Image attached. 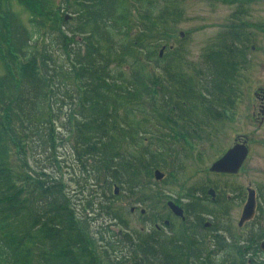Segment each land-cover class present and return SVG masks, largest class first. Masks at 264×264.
<instances>
[{"label":"trees","instance_id":"obj_1","mask_svg":"<svg viewBox=\"0 0 264 264\" xmlns=\"http://www.w3.org/2000/svg\"><path fill=\"white\" fill-rule=\"evenodd\" d=\"M182 1L73 0L72 4L63 2V6L77 23L66 20V14L60 23H53L54 10L58 13L63 10L58 5L60 2L0 0V9H5L4 17H11L7 19L12 28L10 43L0 39V55L4 54L3 50L7 51L15 65L6 69L4 76L0 75V106L8 112L0 118V264H34V260L43 264H84L78 255L86 257L85 264H99L95 253L88 249L91 248L90 241L77 227L76 210L64 192L61 179L57 177V181L49 185L31 182L25 180L18 170L22 162L21 147L17 142L20 129L35 136L39 156L37 163L52 158L58 160L55 150L49 151L45 122H42L41 110L45 103L43 84L48 88L51 84L55 88L61 85L62 91L54 95L56 99L64 92L71 94V88L78 95L81 90L83 92L84 110L73 115L83 119L78 122L79 135L75 140L81 141V154L91 158L92 163L81 161L83 163L79 165L77 155L72 154L73 158L77 157L72 159V176L81 192L87 193L80 194L84 196L82 204L94 213L100 211L104 214L105 221L98 232L106 259L114 264H128L130 261L133 264H173L169 263L171 261H178L175 264H231L232 258H239L241 253L235 249L239 242H227L218 236L211 246L203 240L201 231L199 237L195 236L194 253L189 250L181 232L168 237L153 231L151 239H144L139 244L142 233L134 240L133 233L127 231L124 221L119 220L117 211L113 207L102 206L99 191L91 190L93 184L90 182L102 180L99 163L123 166L127 158L120 152L123 141L136 142L151 157V160H145L139 157L140 154L130 156L129 171L136 175L139 166L150 171L162 160L161 153H148L147 149H143L137 137L139 124L133 120L134 114L142 111L141 101L150 97L149 90L157 88L155 93L162 96L163 103L168 104L169 93L164 88L181 84V79L173 75L170 66L160 65L163 67L160 75L151 72L149 64L159 62L158 28L179 21L178 18L183 16L179 6ZM14 2L27 9L28 25L20 24L15 18ZM133 10L131 20L128 12ZM248 15V8L240 7L233 15V22L236 20L242 30L247 29L249 24L244 19ZM118 32L122 33V38H116ZM43 34L50 36V49L44 50L47 52L42 54L44 60L40 64V52L35 50V45ZM249 34L243 30V44H247ZM220 43L226 56L219 55L218 49H215L214 57L222 61V65L208 64L209 72L205 78V82L215 87V92H221L226 86L231 88L232 78L239 66L247 63L244 53L237 59L239 50L234 45L225 41ZM56 48L62 52L59 59L53 57ZM175 54L166 51L167 58L171 56L170 59H174ZM19 61L20 69L27 67L30 71L21 75L17 71ZM41 65L47 68H41ZM221 68L222 74L219 72ZM40 69L49 81L38 75ZM190 92L187 91L188 98L193 99L192 93L195 92ZM113 145L114 150L111 148ZM92 174L94 179L89 182ZM23 182L31 187V191H24ZM108 189L109 185H106L101 191L105 193ZM39 235L41 240L36 238ZM30 244L34 249L39 245L42 249L30 250ZM141 245L143 247L139 250ZM135 247L138 249L136 255L133 253Z\"/></svg>","mask_w":264,"mask_h":264},{"label":"rangeland","instance_id":"obj_2","mask_svg":"<svg viewBox=\"0 0 264 264\" xmlns=\"http://www.w3.org/2000/svg\"><path fill=\"white\" fill-rule=\"evenodd\" d=\"M71 1L73 0H55L56 3L60 2L58 5L63 7V10L60 13L54 10L53 23L56 21L60 23L65 14L70 15L64 9L63 2L72 4ZM256 1L250 0L249 6H247L249 15L244 19L248 21L249 26L243 30L246 33L251 32L247 44H243V30L238 22L230 20L231 15L236 12L235 6L237 7L239 2L230 4L226 0H183L179 3L183 16L181 15L176 23L161 26L158 28L159 34H156L157 49H161L164 45L172 46V53L178 54H175L174 59H170L171 56L167 58L166 54H163L158 59L159 62L149 65L151 72L155 71L160 75L162 74L160 69H163L160 65L170 66L173 75L181 79V84L164 88L169 93L167 95L169 97L168 104L163 103L162 97L155 93L157 88L149 90L150 97L141 101L142 111L136 112L133 120L139 124L137 137L143 142V148H146L153 139L166 142L167 149L163 153V160L167 163V167L162 171L167 174V177L157 181L154 177V169L150 171L141 169L137 175L141 176L138 178L141 180L139 182L141 187H137L135 184L130 185L129 159L126 158L123 166H116L117 163H113L112 166L115 165V167H112L108 162L99 163L102 180L92 182L94 191L109 185L108 192H102L98 197L102 206L113 207V210L117 211L119 219L129 223L137 231L148 230L150 227L154 230L156 224L162 227L163 218L169 219L171 216L167 203L169 200H173L185 208L189 224H183V228H188L193 224L197 231L202 227V223L213 222L211 229H202L205 231L202 235L204 241L210 243L213 238L218 236L225 237V239H229L231 235L237 236L239 240H243L242 243H237L235 248L236 252L241 254L238 259L232 258L231 264H264V251L261 250V245L264 242V127L260 129L258 126L257 115L260 108L255 96L256 91L264 89V0ZM12 8L16 13L15 18L21 22L20 24L28 25L29 13L27 9L15 2ZM3 10L5 9L3 8ZM3 10L0 9V39L10 43L12 28L7 18L11 17L6 15L4 17ZM133 13L134 10L131 13L128 12L131 20ZM69 20L77 23L75 18H69ZM227 26L231 27L228 34L221 36L220 32ZM116 34L118 39L123 37L121 32ZM49 37L48 34H43L39 43L35 45V50L40 52V64H43V55L47 52L44 50L50 49ZM223 41L235 47H244L243 52L249 60L247 71L242 72L239 69L238 73L241 77L235 85L239 87V100L232 111L223 106L222 98H220V102L218 98H209L208 95L212 93V89L208 92L203 89L202 74L209 69L206 65H222V61L214 57L215 49H218L219 55L226 56L220 43ZM249 44L250 46L255 45L256 48L248 50ZM13 50L14 48L11 47V51ZM2 52L4 54L0 55V75L4 76L6 69L15 65L10 60L7 51L3 50ZM61 53L56 48L53 51V57L59 59ZM141 58L144 61V56ZM196 63L199 68H195ZM20 65L19 61L17 71L21 75L24 71L25 73L30 71L27 67L20 69ZM44 66L41 65V68ZM46 68L47 66H45ZM219 72L222 74L223 68L219 69ZM21 75L19 76L21 77ZM38 75L49 81L48 76L41 69ZM201 80L203 84L200 83ZM76 84L78 85V80H76ZM51 85L48 88L43 84L45 103L41 114L51 148L49 151L55 150L54 153L58 156V160L52 158L44 163H37L39 156L36 149V138L32 133H27V130L20 129L17 142L21 147L22 162L19 164L18 170L25 180L31 182H45L46 185H49L52 181H57V177L61 179L64 192L76 210L77 227L90 241L89 251L95 253L99 264H114L110 259L104 257L103 244L98 232V228L105 221L104 214L100 211L94 213L86 204H82L84 196H80L81 192L72 176L74 173L71 165L73 164L72 159L76 160V156L73 158L72 154L77 155L79 165L83 163L81 161L92 163L91 158L86 154H81L83 152L80 146L81 141L75 140L79 135L78 122L83 119L79 116L73 117V115L84 110L83 92L81 90L78 95L75 89L71 88V94L64 92V95H58L56 99L54 95L62 91L61 85L58 84L57 88L54 84ZM195 86L197 93H192L194 98L189 99L187 91L188 93H191V90L195 92ZM180 91L184 93H180ZM203 95L207 97L205 102ZM0 107V118L2 119L8 112L7 109ZM209 107L214 111H219V116H212L207 110ZM142 132L143 134H141ZM180 133L183 137L180 136ZM144 139L148 143H145ZM242 140H246L250 148L244 171L238 176L230 178L210 173L211 165L224 153L223 151ZM114 147L115 145L111 148L114 150ZM140 149L135 146L131 147L126 142L121 143L120 146L121 155L127 156L132 151L134 156L140 153L139 157L148 160L150 157H147L146 153L141 152ZM124 174L125 176H123ZM93 176L94 174L88 179H92ZM111 185H113L112 188H110ZM114 185H117L122 191L119 193L122 196L120 200H116L114 196ZM249 185L259 192L258 203L261 209L258 210L253 222L244 229H240L238 223L247 197L246 189ZM23 186L25 192L31 191V187L29 185L27 187L25 182H23ZM209 188L221 190L222 198H226V194H231L233 201L223 200L218 204H212L203 194ZM207 198L210 200L208 196ZM199 203H202L205 208L199 207ZM207 203L210 204L207 205ZM222 203L225 205L223 206ZM131 207H137L136 214L130 215ZM143 209L146 210V214L140 213ZM103 211L105 210L103 209ZM114 229L118 230L116 227ZM36 238L41 240L40 235ZM32 246L30 244L28 248L30 250L42 249L40 245L36 249ZM142 247L141 245L139 250ZM215 252H218V248L215 249ZM133 253L138 254L137 247L133 249ZM78 257L85 264L86 257L84 255H78ZM171 259L175 260L176 258ZM209 260L211 263V259ZM33 262L34 264H43L37 260ZM176 262L178 261L169 263L175 264Z\"/></svg>","mask_w":264,"mask_h":264},{"label":"water","instance_id":"obj_3","mask_svg":"<svg viewBox=\"0 0 264 264\" xmlns=\"http://www.w3.org/2000/svg\"><path fill=\"white\" fill-rule=\"evenodd\" d=\"M247 151L245 149L240 150H232L227 154L225 158H223L221 161L216 163L213 167V170L216 171H225V170H234V172H237L240 168V166L243 164L244 160L247 157ZM254 198L252 197L250 199V204L246 208L245 216L246 218L250 219L253 216L254 213Z\"/></svg>","mask_w":264,"mask_h":264},{"label":"flooded vegetation","instance_id":"obj_4","mask_svg":"<svg viewBox=\"0 0 264 264\" xmlns=\"http://www.w3.org/2000/svg\"><path fill=\"white\" fill-rule=\"evenodd\" d=\"M259 102H260V113L259 116L257 117L258 122H259V128L262 129L264 127V91L262 90L260 94H256ZM167 225H169L167 223Z\"/></svg>","mask_w":264,"mask_h":264}]
</instances>
